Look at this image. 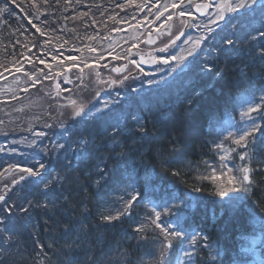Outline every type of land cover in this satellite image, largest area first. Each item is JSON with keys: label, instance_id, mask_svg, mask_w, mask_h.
I'll return each mask as SVG.
<instances>
[{"label": "trees", "instance_id": "1", "mask_svg": "<svg viewBox=\"0 0 264 264\" xmlns=\"http://www.w3.org/2000/svg\"><path fill=\"white\" fill-rule=\"evenodd\" d=\"M125 1L0 0V73L27 58L38 62L48 52L77 49L116 29V17L126 9L123 15L130 17L137 2ZM106 10L115 12L103 17ZM210 44L165 86L78 121L68 132L76 155L49 154L41 161L49 171L40 183L19 181L20 207L13 197L8 221L0 224V255L10 258L6 264H140L149 252L137 242L140 206L129 216L105 220L111 193L134 171L155 178L149 181L154 194L145 192L142 180L139 202L163 192L192 198L178 228L196 232L206 246L194 264L243 261L245 241L264 229V103L260 136L248 160L252 183L241 198L223 203L210 183L195 179L191 166L211 157V126L234 98L249 88L264 89V44L254 47L240 37L229 46ZM4 193L7 198L14 190ZM170 254L165 264H173L176 254Z\"/></svg>", "mask_w": 264, "mask_h": 264}, {"label": "rangeland", "instance_id": "2", "mask_svg": "<svg viewBox=\"0 0 264 264\" xmlns=\"http://www.w3.org/2000/svg\"><path fill=\"white\" fill-rule=\"evenodd\" d=\"M125 2L126 5L130 2L136 4L130 17L123 15L130 9L120 12L116 17V29L102 34L89 44L86 41L84 46L77 49H58L63 52L60 54L48 52L41 55L38 62L27 58L26 62L21 61L13 65L11 70L0 73L1 225L8 221L14 206L20 207V199L15 197L18 196L16 187L20 180L35 179L37 184L40 183L39 180L49 171L48 166L41 161L49 154L55 156L66 150L76 155L78 148L73 149L74 143L68 142V132L78 121L92 120L112 110L117 104L124 103L130 96L141 99L165 86L188 69L205 44L211 45L215 41L221 46H229L235 37L246 40L254 47L264 44V0H219L206 17L190 27L194 31L186 35L189 23L177 22L171 35L162 38L163 42L159 44L176 35L161 48L164 50L182 40L174 54L162 58L166 60V66L158 64L155 70L142 73L143 77L132 83L131 90H118L106 94V97L102 92L106 87L101 86V80L106 79L107 67L119 65L121 58L125 59L127 55L131 57L133 54L130 53L135 49L145 47L144 40L152 29L161 28L167 19L177 17L180 9L194 1ZM241 4L246 7L238 8ZM187 11L185 9L184 14H188ZM114 12L106 10L102 16H113ZM263 103L264 89L249 88L239 93L231 107L211 126V157L191 166L195 179L210 183L223 203L234 204L248 191L245 189L250 188V184L243 182L245 173L242 169H248L252 146L260 136L258 129L263 115ZM77 111H80L78 116L75 115ZM241 136H244V140L239 145L234 143ZM68 143L71 147H68ZM79 144L84 146L83 141ZM241 156L245 159H240ZM28 172L35 175H28ZM249 174L248 171V177ZM142 180L145 192L152 191L154 194L149 184V181L155 180L153 173L139 177L134 171L130 179L127 177L111 193L108 216H129L130 210L140 206L141 213L138 212L139 221L135 229L137 242L149 248L148 255L140 264H165L172 256L171 250L176 254L173 264H194L197 251L206 246L203 240L199 242L196 232L181 231L178 228L184 210L193 206L192 198L181 200L174 193L163 192L158 199L139 202V185ZM10 188L14 193L5 198L4 192ZM156 190L159 191V188L156 187ZM13 197L17 199L15 205L8 206L7 203L14 200ZM156 213H159V219L153 223ZM160 228H164L165 232H161ZM173 232H179V235L173 236ZM165 244L169 247L165 248ZM244 244L243 261L240 264H264V229ZM7 262H10L9 254H1L0 264Z\"/></svg>", "mask_w": 264, "mask_h": 264}, {"label": "flooded vegetation", "instance_id": "3", "mask_svg": "<svg viewBox=\"0 0 264 264\" xmlns=\"http://www.w3.org/2000/svg\"><path fill=\"white\" fill-rule=\"evenodd\" d=\"M193 1L194 2L188 7L184 9H180L178 11L179 15H177V17H172V18L167 19V22H166L167 25L165 24L161 28L151 30L150 33L157 32L162 29L164 30V32L161 34L155 33L156 39L153 45L150 46L145 43L144 44L145 47H139L138 49H135L133 52L131 53L129 52L131 55L133 54L131 57L127 55V58L125 59L121 58V62L119 63V65L107 67V71H106L107 74L105 76L106 79L101 80V86L103 85V87H106L104 91H102L103 96H106V94H112L113 92L118 91V90H121V92H123V89L131 90V88L133 87L131 86L132 83L142 78L143 74L149 70L146 67H141L139 65L138 58L136 57V53H139V54L140 53H148V54L152 53L150 57L152 59L151 64H153V69L151 70H155L158 64L162 66H166L167 62L166 60L162 58H165L166 56L170 57L172 54H174L179 44L182 42V40L175 42L169 49H166L164 51H158V49H161L163 46H165L176 35L170 38L167 42L159 44V42H163L162 38L169 37L171 35V32L175 24H177V22H184V24L186 23V21L189 22L186 35L191 33L194 30L191 31L190 27L194 26L202 19L197 15V11L208 15V13L212 9V6H215L216 4H218L219 0H193ZM185 9L188 10L187 11L188 14H184ZM121 67H123V72H119V69ZM116 79L117 80L119 79V80L116 81ZM91 110L92 108L89 110V112Z\"/></svg>", "mask_w": 264, "mask_h": 264}, {"label": "snow or ice", "instance_id": "4", "mask_svg": "<svg viewBox=\"0 0 264 264\" xmlns=\"http://www.w3.org/2000/svg\"><path fill=\"white\" fill-rule=\"evenodd\" d=\"M243 7H246V5L245 4H241V5H239L238 6V8H243ZM238 8H237V10H238ZM221 19H223V16H221ZM161 51H163L164 49H160ZM75 115H80V112L79 111H77L76 113H75ZM242 140H244V136H241L240 137V140H236V141H234V143H236V144H240L241 143V141ZM223 159V158H222ZM240 159H245V157L244 156H241L240 157ZM21 171H27V169H21ZM242 171L245 173V175H244V183L245 184H251L252 183V181H250L249 180V177H248V169L247 168H244V169H242ZM28 175H35V173H33V172H28ZM246 191L247 190H250V189H245ZM133 199H135V197H133ZM0 200H3V197H0ZM115 219H118V217H106L105 218V220L107 221V222H111V220H115ZM159 219V213H156L155 214V219L152 221L153 223H155L156 222V220H158ZM157 227H160V225L159 224H157ZM140 229H137V231H139ZM160 230H161V232H165V229L164 228H160ZM165 235H167V233H165ZM172 235L173 236H176V235H179V232H173L172 233ZM164 247L165 248H167V247H169V245L168 244H165L164 245Z\"/></svg>", "mask_w": 264, "mask_h": 264}, {"label": "water", "instance_id": "5", "mask_svg": "<svg viewBox=\"0 0 264 264\" xmlns=\"http://www.w3.org/2000/svg\"><path fill=\"white\" fill-rule=\"evenodd\" d=\"M197 15L199 17H204L205 16L204 13L199 12V11H197ZM163 32H164V30L162 29V30L158 31L157 33L161 34ZM182 35H183V33L181 34V36ZM181 36H179L178 38H180ZM154 41H155V32L153 34L147 36V38H146V43L148 45H153L154 44ZM137 57H138V61H139V65L140 66H142V67H148L150 69L153 68V64H151V60L152 59L150 57V53L149 54L148 53L138 54ZM120 71L122 72L123 71V68H121Z\"/></svg>", "mask_w": 264, "mask_h": 264}, {"label": "bare ground", "instance_id": "6", "mask_svg": "<svg viewBox=\"0 0 264 264\" xmlns=\"http://www.w3.org/2000/svg\"><path fill=\"white\" fill-rule=\"evenodd\" d=\"M148 36V35H147Z\"/></svg>", "mask_w": 264, "mask_h": 264}]
</instances>
